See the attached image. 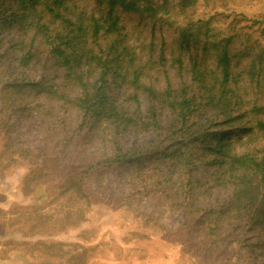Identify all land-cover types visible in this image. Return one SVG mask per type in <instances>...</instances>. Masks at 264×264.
Listing matches in <instances>:
<instances>
[{"label": "rangeland", "instance_id": "rangeland-1", "mask_svg": "<svg viewBox=\"0 0 264 264\" xmlns=\"http://www.w3.org/2000/svg\"><path fill=\"white\" fill-rule=\"evenodd\" d=\"M180 1L153 0L152 15L115 13L144 82L160 91L169 82L175 90L186 86L194 97L185 125L162 94L136 90L112 71L105 93L120 115L85 113L75 98L84 86H99V64L67 71L34 26L14 21L18 0H0V264H264V182L248 172L251 193L236 200V178L187 136L238 130L229 153L264 160V132L245 131L264 118V75L250 73L254 49L264 47V0H194L185 9ZM69 2L100 15L97 0ZM43 21L49 34L60 30L58 19ZM201 22L210 40L240 34L232 52L244 50L240 40L252 32L251 53L233 60L238 103L227 113L243 115L236 123L199 103L192 58L214 69L216 51L204 41L185 48L181 32L189 27L195 35ZM101 44L106 49L109 41ZM137 147L150 151L140 162L128 157ZM183 154L191 167L179 162Z\"/></svg>", "mask_w": 264, "mask_h": 264}, {"label": "trees", "instance_id": "trees-1", "mask_svg": "<svg viewBox=\"0 0 264 264\" xmlns=\"http://www.w3.org/2000/svg\"><path fill=\"white\" fill-rule=\"evenodd\" d=\"M193 2L194 0H181L180 6L185 9L192 5ZM17 3L19 10L14 12L16 16L13 18L14 21L24 29L29 28L28 24L34 26L37 29V33L45 38V42L52 45L51 54L55 58L56 63H59L70 72H76L77 69L81 70L92 61H96L99 64L101 72L96 80L97 84L100 83L99 86L88 88L84 86L81 89V95L75 98L78 106L85 113H89L90 116H99L110 111L115 113L116 116L120 115L115 110L117 109L116 106L111 107L113 104L105 93L107 76L112 71L116 79L124 81L136 90L148 91L152 97L158 98L162 94V100L177 112L176 122H179L180 125L186 124L190 112L192 113L194 110L193 101H195L193 96H189L187 87L183 86L180 90H175L169 82L167 89L160 91L152 85L146 84L144 82L146 78L144 67L137 66L132 54L128 52V47L124 44V40L121 39L123 34L121 27L118 25L119 16L115 11L121 9L131 13H149V15H152L155 13L152 5L153 0H97L98 11L100 12L98 16L77 12L69 0H18ZM40 6H43V8L41 9ZM46 15L52 19L59 20L60 30H56L55 34H49L50 27L43 21ZM241 18H244V16H241ZM204 25H208V23H202L195 35L192 32H188L189 27L184 28L181 32V45L185 48L190 49L192 42L195 45L198 41H204L202 46L205 47L212 43V49L216 51V66L214 69L201 63V59L199 61L200 55L197 54V57L192 58L190 71L199 85L197 97L199 98V103L205 101L212 108H221V112L225 114L223 121L228 124L236 123L241 120L243 115L233 116L227 113L228 107L231 102H234V99L238 103V92L234 87L237 78L233 69V60L240 55V52L244 53V50V55L251 53L250 48L247 47L249 39L246 38L252 32L244 34L243 36L245 37L241 38L242 40L239 39L244 45L246 44L244 46L245 49L232 52L229 48L230 44H234V40L240 34L236 32L235 35L227 38L210 40L206 36L209 35L210 26H205L204 28ZM202 29L204 32H202ZM102 39L109 41L106 49L101 44ZM55 41L59 42V46L54 44ZM95 45L99 46L100 55L94 50ZM253 53L255 58L252 62L250 73L253 76L260 73L264 75V47L259 46L254 49ZM30 55L31 51L24 54L23 60H29L31 58ZM82 75L81 73L79 76ZM172 124L178 123L172 122ZM179 129L182 132V138H187L188 136L190 143L202 142V147L209 154H212L210 155L213 157L212 162L219 163L220 167H224V173L229 172L232 177L236 178V188L234 190L236 200L240 201L243 198H247L251 193L250 186L246 182L248 172L253 177H256L258 182H264V160H260L249 153L238 155L229 153V147L236 140L235 138L233 139V135L238 130L227 133L222 128L213 130L209 127L207 130L196 134L189 132L185 137L184 127L180 126ZM247 129L249 130L245 131L264 132V118L256 119L255 124ZM118 149L123 150L121 146H118ZM134 150L139 151V153H129L128 157L133 158L135 162H140L150 152L145 153L141 147H137ZM118 157L121 156L119 155ZM165 157L173 159L176 154L166 152ZM179 162L185 164L186 167H191L192 160L191 157L189 158L183 154Z\"/></svg>", "mask_w": 264, "mask_h": 264}, {"label": "crops", "instance_id": "crops-1", "mask_svg": "<svg viewBox=\"0 0 264 264\" xmlns=\"http://www.w3.org/2000/svg\"><path fill=\"white\" fill-rule=\"evenodd\" d=\"M149 263H150V264H159V263H158V262H156V261H155V262H149Z\"/></svg>", "mask_w": 264, "mask_h": 264}]
</instances>
